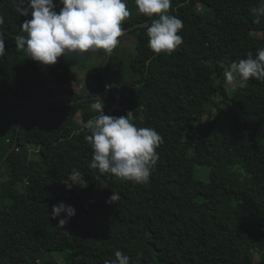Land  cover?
Segmentation results:
<instances>
[{"label": "trees", "instance_id": "trees-1", "mask_svg": "<svg viewBox=\"0 0 264 264\" xmlns=\"http://www.w3.org/2000/svg\"><path fill=\"white\" fill-rule=\"evenodd\" d=\"M19 4L0 0V163L16 144L0 167L7 175L0 180V264H61L54 256L61 252L71 254L67 264H104L116 250L131 264H264V81L228 90L223 75L227 64L264 48V17L256 23L251 12L258 0H172L169 14L183 22V43L171 55L150 50L148 25L130 29L137 38L131 68L144 80L121 87L115 107L117 87L107 80L108 89L99 72L100 94L110 93L99 101L105 114L132 112L135 126L163 137L144 185L90 167L85 124L98 113L83 108L98 94L51 104L52 85L77 80L72 57L43 66L18 50L14 38L32 18L17 13ZM129 6L135 12L122 28L151 23L135 0ZM18 86L22 104L7 100ZM210 107L216 122H226L212 136L200 135ZM30 145L55 147L57 160L33 158ZM197 165L210 168L208 181L195 177ZM113 192L120 199L108 203ZM54 200L76 210L63 227L67 214L52 218Z\"/></svg>", "mask_w": 264, "mask_h": 264}, {"label": "clouds", "instance_id": "clouds-1", "mask_svg": "<svg viewBox=\"0 0 264 264\" xmlns=\"http://www.w3.org/2000/svg\"><path fill=\"white\" fill-rule=\"evenodd\" d=\"M172 0H135L139 14L149 18L147 26L148 47L154 54L171 55L183 43L179 34L183 28L181 19L169 14ZM20 0L16 8L20 16L31 15L21 25V32L14 40L18 50L29 59L43 66H53L63 57L76 58L87 53H102L110 57L121 43L125 32L123 22L130 17L127 0ZM255 22L264 17V0L251 8ZM155 19H152L153 17ZM4 23L0 17V25ZM5 39L0 33V56L5 53ZM226 82L233 88L244 87L255 78L264 81V48H258L255 57L239 59L225 66ZM96 98L91 108L98 113L89 119L85 127L90 134L85 139L92 149L90 167L101 174L110 173L121 181L144 185L150 181L153 168L159 160L156 149L163 137L153 128H138L132 122L133 113L126 116H108L105 105ZM119 193L113 192L108 203L117 202ZM59 219L63 227L76 215L73 206L60 202L53 205L51 216ZM104 264H131V258L122 251L114 252V259Z\"/></svg>", "mask_w": 264, "mask_h": 264}, {"label": "rangeland", "instance_id": "rangeland-1", "mask_svg": "<svg viewBox=\"0 0 264 264\" xmlns=\"http://www.w3.org/2000/svg\"><path fill=\"white\" fill-rule=\"evenodd\" d=\"M127 7L130 10L131 14L135 12V8H131L129 6V0H127ZM209 11V10H208ZM131 16V15H130ZM130 18V17H129ZM127 18V19H129ZM126 19V20H127ZM121 43L115 48V50L111 54V58L109 61V66L107 69V80H110L117 89L112 91V97L114 101V106L116 103L122 99L123 91L121 87L128 85L129 83H142L144 80V76L139 77L131 68V63L134 57L136 56V44L137 38L136 36L129 31H126L125 34L120 37ZM106 59V56L102 53H87L84 56L72 58V70L75 73L77 80L72 82L66 86H59V85H52L51 86V94L49 98L52 101L58 100H65L70 99L74 96V94H83L87 95L88 93L91 94H98L103 91L102 82L98 76L99 72H101L103 62ZM213 84L219 83V75L215 73L212 77ZM107 87H111L110 82H106ZM104 84V83H103ZM232 88L231 85L227 83V89L230 90ZM19 86L16 88L14 93L8 96L7 100L11 102H15L18 104H22V96L18 92ZM110 94V93H109ZM104 101H109L110 97L104 94L102 98ZM216 99H219L217 96ZM95 102H89L85 105L83 109H91V105ZM217 109L214 107H210L209 114L205 116L202 123L200 125L205 126L203 130L199 132L200 135L212 136L214 132L220 128L226 122V118L223 116L220 122H216L215 114ZM78 119L81 120V116H78ZM30 155L33 158H43L44 160L49 161H56L57 160V149L55 147H39L35 145H30ZM195 177L197 179L209 180L210 175V168L207 166L197 165L194 171ZM7 177L4 170L0 172V180H4ZM68 186L71 184L65 183ZM85 182L83 181H76L75 186L80 187L84 186ZM53 205H58L56 200L52 201ZM69 233L73 234L74 231L69 229ZM264 234V230H263ZM56 260L61 264H67L68 260L71 257V254L66 252L57 253L54 255ZM258 256V255H257ZM256 263L258 264L260 261L258 258L256 259Z\"/></svg>", "mask_w": 264, "mask_h": 264}, {"label": "water", "instance_id": "water-1", "mask_svg": "<svg viewBox=\"0 0 264 264\" xmlns=\"http://www.w3.org/2000/svg\"><path fill=\"white\" fill-rule=\"evenodd\" d=\"M149 23H150V21H148V22H141V23H138V24H136L134 26H131L130 28H126V29L123 28V29H124V32H126V31H129L130 29H133L135 27L147 26V25H149ZM110 58H111V56L110 57L106 56L105 62H104L103 66H102V69H101L102 81H103L104 85H106V86H107V83H106L107 82L106 69H107V66L109 64ZM106 96H109V93H107ZM93 97H94V99H96V98L102 99L104 97V95H94ZM89 99H90V96H84V97L79 98L77 100H72V101H55V102H52L51 104L52 105L69 104V103H75V102H82V101H86V100H89ZM21 121H22V117L20 118L19 123H18V127H17L18 132H19V130L21 128ZM15 146H16V144H14L9 149V151L6 153V155L4 156L2 162L0 163V167L3 165L4 161L7 159V157L9 156V154L13 151V149L15 148ZM15 264H24V262L15 263Z\"/></svg>", "mask_w": 264, "mask_h": 264}]
</instances>
